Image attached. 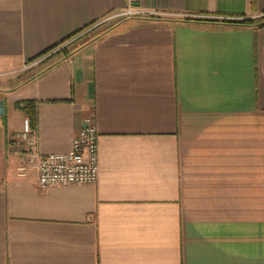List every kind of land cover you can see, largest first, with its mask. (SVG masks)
<instances>
[{"label": "crops", "instance_id": "crops-1", "mask_svg": "<svg viewBox=\"0 0 264 264\" xmlns=\"http://www.w3.org/2000/svg\"><path fill=\"white\" fill-rule=\"evenodd\" d=\"M127 5L0 0V264H264V25L234 22L264 0H137L101 28ZM87 115L97 182L17 175L26 117L52 153Z\"/></svg>", "mask_w": 264, "mask_h": 264}, {"label": "built area", "instance_id": "built-area-1", "mask_svg": "<svg viewBox=\"0 0 264 264\" xmlns=\"http://www.w3.org/2000/svg\"><path fill=\"white\" fill-rule=\"evenodd\" d=\"M136 1L128 0V5L111 17L140 14L142 11L135 5ZM111 17L109 16L107 19ZM90 28L92 26L88 29ZM74 37L62 42L53 50L33 61L32 64L38 63L55 51L65 48ZM14 141L22 145L18 152L23 162L17 167V175L26 176L29 169H35L38 174V184L41 187L95 183L99 178L98 129L92 115L84 117L82 126L73 137L71 149L66 152H40L29 117L24 119L23 129L14 136Z\"/></svg>", "mask_w": 264, "mask_h": 264}, {"label": "rangeland", "instance_id": "rangeland-1", "mask_svg": "<svg viewBox=\"0 0 264 264\" xmlns=\"http://www.w3.org/2000/svg\"><path fill=\"white\" fill-rule=\"evenodd\" d=\"M124 16H118L115 19H111L109 21L104 22L101 25V28H106L109 27L111 25H113L115 22L119 21V19L123 18ZM250 18V17H249ZM239 20V19H238ZM95 32H92L90 34H85L84 36H78L75 35V37L73 38V40H71L66 46L65 48H63V50L59 49V51H55L54 54L52 53V55L47 56L45 59H43L40 63H36V64H31L27 67V69H23V71L18 72L17 74H15L18 78L17 79H21V78H25L28 77L29 75L33 74L35 71H37L38 69L44 67L46 64L50 63L51 61L59 58L60 56H62V53L64 52L65 49L72 50L74 47L78 46L79 44L83 43L84 41H86L87 39H89L91 36H93ZM77 36V37H76ZM79 37V38H78ZM70 39V38H69ZM61 44V43H60ZM59 45V44H58ZM52 56V57H50ZM15 76V77H16ZM14 77V78H15ZM15 79V80H17ZM1 80V79H0Z\"/></svg>", "mask_w": 264, "mask_h": 264}, {"label": "trees", "instance_id": "trees-1", "mask_svg": "<svg viewBox=\"0 0 264 264\" xmlns=\"http://www.w3.org/2000/svg\"><path fill=\"white\" fill-rule=\"evenodd\" d=\"M234 22H244V23H253V24H255L256 26H263L264 25V11H263V14L260 16V17H256V18H243V19H241V20H234ZM62 43V42H61ZM60 44V43H59ZM58 45H55V46H53L49 51H51V50H53L54 48H56ZM78 46H76V47H74L72 50H67V49H65L64 50V52L62 53V56H60L59 58H57V59H55V60H53V61H51L50 63H48V64H46L44 67H42V68H40V69H43V68H45V67H48V66H50V65H52L53 63H55L56 61H58V60H60V59H62L63 57H67L69 54H71L72 53V51L74 50V49H76ZM61 50V49H60ZM63 50V49H62ZM49 51H47V52H49ZM59 51V50H58ZM46 52V53H47ZM54 54V53H53ZM50 55H52V54H50ZM50 57H52V56H50ZM44 61V60H43ZM39 69V70H40ZM30 77L29 78H27V79H31L33 76H34V74H31V75H29ZM27 104V103H26ZM25 107H28V105L27 106H25Z\"/></svg>", "mask_w": 264, "mask_h": 264}]
</instances>
